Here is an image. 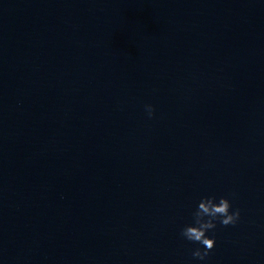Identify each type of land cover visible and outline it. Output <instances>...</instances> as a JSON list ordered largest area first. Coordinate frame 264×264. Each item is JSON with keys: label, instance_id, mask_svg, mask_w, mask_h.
<instances>
[{"label": "water", "instance_id": "95a60500", "mask_svg": "<svg viewBox=\"0 0 264 264\" xmlns=\"http://www.w3.org/2000/svg\"><path fill=\"white\" fill-rule=\"evenodd\" d=\"M0 264H264V0H0Z\"/></svg>", "mask_w": 264, "mask_h": 264}, {"label": "clouds", "instance_id": "9594fccd", "mask_svg": "<svg viewBox=\"0 0 264 264\" xmlns=\"http://www.w3.org/2000/svg\"><path fill=\"white\" fill-rule=\"evenodd\" d=\"M149 118L154 115V107L145 105ZM240 210H232L231 201L227 197H220L218 202L215 196L203 197L193 213V223L185 225L181 229V236L186 240L198 243L203 248H196L192 256L199 260H205L216 245L215 237H209L207 233L217 227V221L223 226L236 225L240 219Z\"/></svg>", "mask_w": 264, "mask_h": 264}]
</instances>
